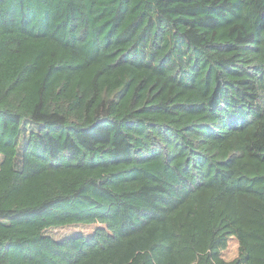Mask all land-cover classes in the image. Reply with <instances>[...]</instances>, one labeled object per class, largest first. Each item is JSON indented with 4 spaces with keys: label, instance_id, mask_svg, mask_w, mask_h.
Segmentation results:
<instances>
[{
    "label": "trees",
    "instance_id": "16d2710c",
    "mask_svg": "<svg viewBox=\"0 0 264 264\" xmlns=\"http://www.w3.org/2000/svg\"><path fill=\"white\" fill-rule=\"evenodd\" d=\"M0 264H264V0H0Z\"/></svg>",
    "mask_w": 264,
    "mask_h": 264
},
{
    "label": "rangeland",
    "instance_id": "374dc122",
    "mask_svg": "<svg viewBox=\"0 0 264 264\" xmlns=\"http://www.w3.org/2000/svg\"><path fill=\"white\" fill-rule=\"evenodd\" d=\"M95 226H72L61 229H53L50 234L56 239H62L72 235H84L89 236L95 230ZM239 244L236 239H231L227 250L224 251L223 256L226 260L231 261L238 256Z\"/></svg>",
    "mask_w": 264,
    "mask_h": 264
}]
</instances>
